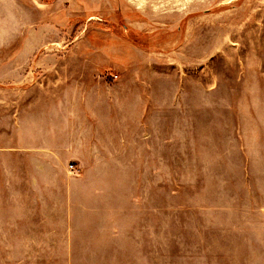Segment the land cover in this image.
I'll list each match as a JSON object with an SVG mask.
<instances>
[{
  "label": "rangeland",
  "instance_id": "374dc122",
  "mask_svg": "<svg viewBox=\"0 0 264 264\" xmlns=\"http://www.w3.org/2000/svg\"><path fill=\"white\" fill-rule=\"evenodd\" d=\"M34 66L104 78L128 119L154 99L160 181L97 182L28 253L0 226V264H264V0H0V155L74 76Z\"/></svg>",
  "mask_w": 264,
  "mask_h": 264
},
{
  "label": "crops",
  "instance_id": "0c3cea01",
  "mask_svg": "<svg viewBox=\"0 0 264 264\" xmlns=\"http://www.w3.org/2000/svg\"><path fill=\"white\" fill-rule=\"evenodd\" d=\"M28 70H71L67 73L74 76L68 81L43 78L38 84L49 86L44 88L48 93L31 96L28 91V145L0 155V226L16 228L27 253L28 238L65 236L81 198L97 182L123 181L122 171L129 169L136 170V181H146V174L150 179V173L152 181H160L156 131L147 125L145 114L146 106H155L154 99L138 97L140 113L128 119L122 113L128 98L124 103L114 98L112 83L104 78L82 79V67ZM71 163L79 172H71Z\"/></svg>",
  "mask_w": 264,
  "mask_h": 264
},
{
  "label": "built area",
  "instance_id": "2783aa9c",
  "mask_svg": "<svg viewBox=\"0 0 264 264\" xmlns=\"http://www.w3.org/2000/svg\"><path fill=\"white\" fill-rule=\"evenodd\" d=\"M70 170H71V172H73V173L79 172L78 168H77L76 165L73 164V163L70 164Z\"/></svg>",
  "mask_w": 264,
  "mask_h": 264
}]
</instances>
